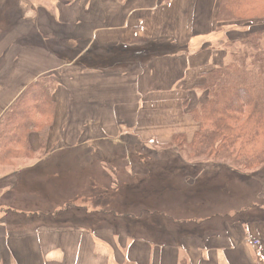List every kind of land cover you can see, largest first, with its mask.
Wrapping results in <instances>:
<instances>
[{
  "label": "crops",
  "instance_id": "0c3cea01",
  "mask_svg": "<svg viewBox=\"0 0 264 264\" xmlns=\"http://www.w3.org/2000/svg\"><path fill=\"white\" fill-rule=\"evenodd\" d=\"M218 4L0 0V118L39 78L53 76L58 82L47 143L33 131L30 143L38 158L20 171L59 152L95 148L97 142L128 148L136 141L155 150L156 140L169 144L176 134H196L191 112L206 97L195 90L201 74L226 63V42L248 34L242 32L247 27H220ZM128 171L132 177L151 175L143 163H129ZM38 173L0 176V264H92L90 256L99 264H182V259L264 264V219H254L236 235V228H229L228 236L225 228L233 223L211 213L213 199L204 197L209 190L214 194L211 177L183 178L173 190L162 186L158 205L152 191L147 212L135 208L121 217L117 209L118 214L91 211L92 202L84 204L90 207L85 214L77 209L54 213L62 206L55 191L46 208L42 191L28 187L40 182ZM113 198L121 208L117 193ZM96 239L113 242L119 258L97 251ZM250 240L260 247L250 246Z\"/></svg>",
  "mask_w": 264,
  "mask_h": 264
},
{
  "label": "trees",
  "instance_id": "16d2710c",
  "mask_svg": "<svg viewBox=\"0 0 264 264\" xmlns=\"http://www.w3.org/2000/svg\"><path fill=\"white\" fill-rule=\"evenodd\" d=\"M217 19L220 27L235 25L240 28H264V0H219ZM224 47L228 52L226 63L205 70L201 74L203 82L195 87V90L206 95L204 101L191 112L199 126L197 133L191 141L184 134L175 136L166 153L140 144L110 149L106 142H97L95 148L81 146L59 152L33 168L27 167L20 171L23 164L38 158L31 146L30 135L34 131L40 136L42 143H47L50 127L54 122V93L58 82L53 76L39 78L26 88L0 118V176L18 172L29 177L33 172L39 171L40 182H28V187L42 191V198L47 205L45 207L49 208L53 201L49 195L51 189L60 198L59 190L55 188L58 170L61 166L67 170L74 159L75 165L84 166L82 172L87 175L84 178L80 175L74 181L70 180V175L68 181L60 183L65 191L71 193L68 204L58 203L62 206L53 212L84 209L81 205L92 202L94 205L91 207L95 211L116 214L117 210H121L119 215L127 217L135 208L143 213L149 210L148 196L152 191L156 206L160 202L157 192L161 191L162 186L171 185L173 190L177 184L185 182L182 181L183 178L205 176L200 169L201 165L193 166L184 162L182 153L192 160L232 159L247 171L263 170L264 30L228 41ZM91 150L95 153L91 154ZM67 156L68 158L62 159ZM50 161L62 164L60 167H51ZM164 161H169L172 166V169L165 172L168 175L151 179V175L155 174L153 171L157 172ZM129 163L148 165L151 175L132 177L128 171ZM101 165L117 171L118 188L113 187L111 175ZM44 168L47 174L43 173ZM50 169H53L52 173ZM64 173L65 171L60 178H63ZM75 173L77 172L73 171L72 176ZM99 176H103V179H99ZM75 192L74 197L72 193ZM116 193L121 200V208H116L113 203ZM84 194L90 198L82 197ZM258 243L260 246L259 241Z\"/></svg>",
  "mask_w": 264,
  "mask_h": 264
},
{
  "label": "rangeland",
  "instance_id": "374dc122",
  "mask_svg": "<svg viewBox=\"0 0 264 264\" xmlns=\"http://www.w3.org/2000/svg\"><path fill=\"white\" fill-rule=\"evenodd\" d=\"M261 29L264 30V28L247 27L246 29L242 30V32L249 34L255 31H259ZM248 34H245L244 37H246ZM179 134L186 135L190 141L193 139L195 135L194 134L192 137H190L186 133H179ZM179 134H176L175 136ZM175 136H173V139L175 138ZM172 141L169 144L168 143L158 144V140H156L157 144L155 146L157 147L154 148L155 151L166 153V150L170 147ZM135 142L136 141H133L131 143L134 145ZM106 144L108 145L110 149L118 148L115 146H111L109 143H106ZM138 144L143 145L141 143H138ZM90 153L94 154L95 152L91 150ZM181 155L183 157L184 162L201 165L200 169L203 171L202 174L205 175L202 180H205L206 177H211L209 180L211 181L210 185L214 190V194H212L209 190L208 191L209 195L205 193L204 197L205 198L207 197L208 198L207 200L213 199L212 202H209V203H212L211 205L212 207H214L211 213H219L221 217H218V218H223L224 220H226L225 218H227L226 221L229 223V225L233 223V226L225 228V232L228 236L230 235V233L227 231L229 228H236L235 229V235H236V234H239L241 230L245 231V229L249 227L248 223H250L251 221H254V219H257V218L264 219V169L258 172L247 171L242 168L240 163L235 162L232 159H225V160H206L205 159L203 161H200V160L190 159V157H188V155L185 153H182ZM64 158H68V156L62 157V159ZM88 158L92 159L93 157L88 155ZM202 162H205V164H203ZM221 162H224V163H221ZM133 164L136 165L138 163H133ZM24 165H27V163L23 164V166ZM159 167L160 168L157 172L153 171V173L155 174L151 175L150 177L151 179H155L156 177L157 178L164 177L166 175L165 172L169 171V169H172V166L170 165L169 161H164L163 164L160 165ZM82 168H84V166L75 165L74 159H72V164L69 167H67V170L63 166H61V168L58 170L57 172L58 175L55 177L58 179V182L55 183L56 184L55 188L59 190L60 198H56L55 200L56 203H66V205L68 204L69 200L67 198L69 197V194L71 192L65 191L62 188L61 184L68 181V177H70V175L72 177L70 179L71 181H74V179L78 178V176L80 175L82 178H84L87 174L82 172ZM101 168H103L104 171H106L109 175H111L113 179V187L115 188L117 179H119L117 171L107 165L106 166L101 165ZM231 169H233V171H231ZM238 170H240V172ZM64 171L65 173L63 175V178H60V175H62ZM73 171L77 173H75L72 176ZM43 173L47 174V170L45 168L43 170ZM147 176H144V177H147ZM98 178L103 179V176H99ZM177 185L180 186V184H177ZM199 186H201V184H199ZM216 199H219V200H216ZM81 206L85 207L84 209L83 208L77 209L78 211H83L81 213L85 214L86 210H90V207L88 205L86 206L83 204ZM200 209L203 210L204 206L203 207L199 206L198 210ZM91 211H94L93 208L91 209ZM62 213H67V211H62ZM224 215L226 216L225 218L222 217ZM60 216H64V214H60ZM60 218L62 222L63 217H60ZM230 231L232 232V229ZM217 237H221V236H217ZM202 240L204 239L201 234L198 242L201 243ZM96 242L98 243V246H96L97 251H101V253L105 255L106 257L107 256L111 257L112 258L111 260L113 261L115 258H119V251L115 248L113 242H106L105 244L101 239L100 240L96 239ZM123 254L127 255V252L123 251ZM96 258L97 257L90 256L92 264H99L97 260H94ZM181 262L182 264H188L187 259H182Z\"/></svg>",
  "mask_w": 264,
  "mask_h": 264
},
{
  "label": "built area",
  "instance_id": "2783aa9c",
  "mask_svg": "<svg viewBox=\"0 0 264 264\" xmlns=\"http://www.w3.org/2000/svg\"><path fill=\"white\" fill-rule=\"evenodd\" d=\"M248 243H249L250 245H252V246H255V247H258V246H259L258 241H252V240H250Z\"/></svg>",
  "mask_w": 264,
  "mask_h": 264
}]
</instances>
